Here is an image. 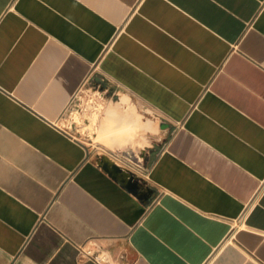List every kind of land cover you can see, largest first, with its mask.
Listing matches in <instances>:
<instances>
[{
	"label": "crops",
	"instance_id": "crops-1",
	"mask_svg": "<svg viewBox=\"0 0 264 264\" xmlns=\"http://www.w3.org/2000/svg\"><path fill=\"white\" fill-rule=\"evenodd\" d=\"M87 85L168 134L137 191L64 125ZM80 247L264 264V0H0V264H98Z\"/></svg>",
	"mask_w": 264,
	"mask_h": 264
},
{
	"label": "rangeland",
	"instance_id": "rangeland-1",
	"mask_svg": "<svg viewBox=\"0 0 264 264\" xmlns=\"http://www.w3.org/2000/svg\"><path fill=\"white\" fill-rule=\"evenodd\" d=\"M116 92L111 89L104 92L96 85L83 87L65 111L63 122L91 147L97 161L119 168L115 175L121 180L126 181L131 175L137 178L140 174L142 179L153 156L150 150L163 144L168 134L164 135L152 113L135 99L127 107H115L114 102L125 94L121 90ZM137 110L141 112V119L137 117ZM88 115L94 117L91 130L99 138H92L89 129L80 125ZM125 122L129 128L124 126Z\"/></svg>",
	"mask_w": 264,
	"mask_h": 264
},
{
	"label": "built area",
	"instance_id": "built-area-1",
	"mask_svg": "<svg viewBox=\"0 0 264 264\" xmlns=\"http://www.w3.org/2000/svg\"><path fill=\"white\" fill-rule=\"evenodd\" d=\"M79 254L81 258H88L98 264H106L110 261V255L107 251H96L93 248L80 247Z\"/></svg>",
	"mask_w": 264,
	"mask_h": 264
},
{
	"label": "water",
	"instance_id": "water-1",
	"mask_svg": "<svg viewBox=\"0 0 264 264\" xmlns=\"http://www.w3.org/2000/svg\"><path fill=\"white\" fill-rule=\"evenodd\" d=\"M104 88H102L103 90ZM127 187L131 190V191H137V182L134 181V177L131 181H129L127 183Z\"/></svg>",
	"mask_w": 264,
	"mask_h": 264
},
{
	"label": "bare ground",
	"instance_id": "bare-ground-1",
	"mask_svg": "<svg viewBox=\"0 0 264 264\" xmlns=\"http://www.w3.org/2000/svg\"><path fill=\"white\" fill-rule=\"evenodd\" d=\"M93 118H94V117H93V115H92V118H91V119L93 120ZM88 121H89V118L86 117V122H88ZM139 129H140V128H139ZM96 136H97V134H96ZM110 166H111V165H110ZM113 168H114V167H113ZM130 181H131V180H130Z\"/></svg>",
	"mask_w": 264,
	"mask_h": 264
},
{
	"label": "flooded vegetation",
	"instance_id": "flooded-vegetation-1",
	"mask_svg": "<svg viewBox=\"0 0 264 264\" xmlns=\"http://www.w3.org/2000/svg\"><path fill=\"white\" fill-rule=\"evenodd\" d=\"M102 88H105V87H102Z\"/></svg>",
	"mask_w": 264,
	"mask_h": 264
}]
</instances>
